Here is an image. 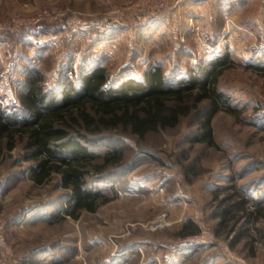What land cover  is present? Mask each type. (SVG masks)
I'll use <instances>...</instances> for the list:
<instances>
[{"label":"rangeland","instance_id":"1","mask_svg":"<svg viewBox=\"0 0 264 264\" xmlns=\"http://www.w3.org/2000/svg\"><path fill=\"white\" fill-rule=\"evenodd\" d=\"M224 54L214 146L189 141L200 132L194 112L143 138L122 127L80 130L92 165L109 149L122 160L88 167L85 187L99 195L77 218L66 214L70 192L58 174L37 184L23 142L4 150L0 221L11 257L0 264H237L230 255L264 264V0H0L7 112L29 67L59 100L97 67L108 87L153 67L174 85ZM188 219L198 230L181 236Z\"/></svg>","mask_w":264,"mask_h":264},{"label":"trees","instance_id":"2","mask_svg":"<svg viewBox=\"0 0 264 264\" xmlns=\"http://www.w3.org/2000/svg\"><path fill=\"white\" fill-rule=\"evenodd\" d=\"M229 63L224 54L191 69L186 79L174 85L165 81L159 67H153L141 80L128 79L117 87L106 86L105 70L97 67L83 76L76 93L72 84L65 85L59 100L45 93L40 71L29 67L18 85L17 109L7 112L0 103V156L21 140L28 151L25 158L34 162L28 169L32 180L41 184L58 174L61 187L70 192L66 214L77 218L79 211L96 208L99 195L85 187L88 167L101 171L122 160L120 149H109L92 165L95 156L82 143L85 135L80 130L98 134L122 127L143 138L149 132L176 126L194 112L200 132L189 141L214 146L211 118L224 103L217 82ZM203 101L209 105L205 109L200 108ZM72 128L79 138L71 134ZM197 230L188 219L179 234H196Z\"/></svg>","mask_w":264,"mask_h":264},{"label":"built area","instance_id":"3","mask_svg":"<svg viewBox=\"0 0 264 264\" xmlns=\"http://www.w3.org/2000/svg\"><path fill=\"white\" fill-rule=\"evenodd\" d=\"M157 222L159 221H156L155 224H159ZM203 232L204 231H201V233ZM2 233H3V223L0 221V256H1L0 261H6L8 258L11 257V255H10V251H8V249L6 248L5 239H3L1 235ZM201 233L195 237H200V236L202 237L200 239H196L195 241L204 243L205 240L203 239V235H201ZM230 256H231V259H233L234 262H236L237 264H245V260L242 257L233 256V255H230ZM11 259H13V261L15 260L13 257Z\"/></svg>","mask_w":264,"mask_h":264}]
</instances>
